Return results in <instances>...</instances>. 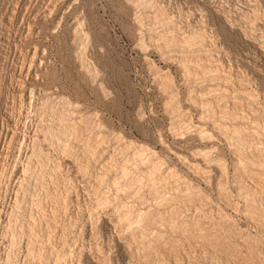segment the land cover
Wrapping results in <instances>:
<instances>
[{
    "label": "rangeland",
    "instance_id": "rangeland-1",
    "mask_svg": "<svg viewBox=\"0 0 264 264\" xmlns=\"http://www.w3.org/2000/svg\"><path fill=\"white\" fill-rule=\"evenodd\" d=\"M262 186L264 0H0V264H264Z\"/></svg>",
    "mask_w": 264,
    "mask_h": 264
},
{
    "label": "bare ground",
    "instance_id": "bare-ground-1",
    "mask_svg": "<svg viewBox=\"0 0 264 264\" xmlns=\"http://www.w3.org/2000/svg\"><path fill=\"white\" fill-rule=\"evenodd\" d=\"M242 128V127H241ZM245 128V127H244ZM250 129V128H249ZM144 162V161H143ZM262 183V182H261ZM263 185V184H262ZM263 187V186H262ZM263 189H264V187H263ZM264 194V193H263ZM145 220V219H144ZM174 226V225H173ZM146 227V226H145ZM185 232H186V230H185ZM196 242V241H195ZM221 246V245H220ZM231 249V248H230Z\"/></svg>",
    "mask_w": 264,
    "mask_h": 264
}]
</instances>
